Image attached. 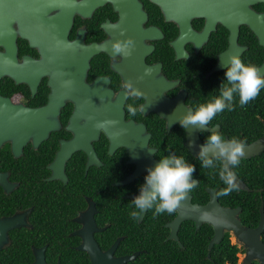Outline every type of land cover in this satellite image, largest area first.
Masks as SVG:
<instances>
[{
	"label": "flooded vegetation",
	"instance_id": "flooded-vegetation-1",
	"mask_svg": "<svg viewBox=\"0 0 264 264\" xmlns=\"http://www.w3.org/2000/svg\"><path fill=\"white\" fill-rule=\"evenodd\" d=\"M263 5L264 2H259L254 4L253 8L264 13ZM167 10L172 11L171 8ZM170 15H173L172 12L167 14L155 0H106L94 9L91 17L76 14L69 33L70 40H75L79 30H83L86 44L104 43L111 38L106 24L108 27L117 25L113 27L115 33H112L122 39L123 33L128 30V27L123 25L124 19H129L132 25L128 31L131 33L123 38L137 43L133 49L134 59H125L123 54L112 56L104 51L93 55L88 70V83H93L97 78H106L109 88L113 91V99H116L121 95L126 96L123 85L131 81L143 95L138 99L126 97L125 110L129 103L136 106L147 103L142 87H148L144 83H148L146 77L152 73L175 81L176 84L164 94L174 98L185 92L184 102L193 110L201 104L212 102L220 95L221 84L227 83L226 68L220 71L213 69L218 63L219 55L230 45L231 30L218 22L216 29L211 32L207 41L199 46V50L198 39L196 42L186 40L184 49L188 57L177 58L172 42L181 34V27L178 21L168 18ZM134 16H138V25L132 22ZM206 21L205 17L193 18L192 27L200 33L205 28ZM148 31L151 32L147 33ZM123 41L125 42L124 39ZM238 43L247 47L240 58L255 44L262 46L255 33L245 24L240 26ZM17 44L19 62H23L26 55L40 58L38 48L32 47L29 40L18 36ZM206 46H211V50L215 51L208 59L204 54ZM190 60L194 62L196 76L191 73L189 77H185L188 72H185L184 65ZM263 63L264 59L255 66ZM155 66L157 70L152 69ZM202 73L204 79L201 81ZM26 77L27 75H22L20 80L8 75L0 77V179L3 181H0V222H6L8 225L5 228L7 241L0 249V263L113 264L117 259L135 256L122 264H196V231L208 223H203L197 228L195 219H187L174 229L173 225L181 214L180 209L172 214L165 212L154 215L153 208L140 212L137 218H132L130 212L135 210L132 199L139 194L147 172H143L130 183L118 184L132 175L137 165L130 162L131 156L124 146L110 153V140L104 131H101L98 140L93 141L100 165L88 167V155L83 150H76L64 164L66 181L53 176L52 165L63 143L74 137V132L68 128L76 105L72 100H67L61 107L60 128L50 132L48 138L42 142L37 143L36 138L31 135L23 142L22 132H8V127L18 126L19 129H26L36 126L37 123L31 118L21 123H13L14 117L9 120L8 105H4L5 101L6 104L10 101L12 105H21L30 111L42 108L50 101L52 87L49 77L44 76L38 82L33 77ZM201 87L204 88L203 91ZM208 88L211 89V94ZM234 109L237 107L234 106ZM126 119L146 127L147 133L151 135L149 147L155 149L156 160L159 161L165 156H182L175 151L170 153L172 146L168 139L163 138V144L159 143L156 134L158 129L165 130H161V134L175 131L176 135H184L183 144L190 152L185 145L186 129L181 128L179 122L170 126L168 120L154 110L147 113L138 112L135 117H130L126 110ZM221 120V114H217L210 122L209 128L218 127L225 139L237 138L248 144L264 135L263 133L255 140L247 142V129L234 128L229 124L232 121L223 125ZM209 135L210 131L200 132L204 143ZM192 156L189 162L196 167L194 179H197L199 184L189 193L190 203L206 205L212 199L209 190H215L216 195L224 184L209 180L213 186L207 184L205 192H202L201 176L197 170L198 157L193 154ZM254 157L256 156L241 160ZM95 169H98L100 174V184L96 188H90L82 177H86ZM110 172L115 180L108 184L112 180ZM238 176L240 177L239 174ZM72 178L76 180L72 181ZM79 182L82 183L81 186L75 185ZM232 199L231 194L227 197L217 196L221 206H240L242 213L243 206H233ZM183 208L184 206L181 209ZM210 227L213 233L207 245L208 258H211L213 247L221 243L215 244L209 250V243L215 234L213 226ZM227 233L231 243H234L233 234L228 230H225L223 239ZM92 242L95 245H91ZM235 244L241 248L239 253L244 256V246L237 241Z\"/></svg>",
	"mask_w": 264,
	"mask_h": 264
},
{
	"label": "water",
	"instance_id": "water-1",
	"mask_svg": "<svg viewBox=\"0 0 264 264\" xmlns=\"http://www.w3.org/2000/svg\"><path fill=\"white\" fill-rule=\"evenodd\" d=\"M105 1L0 0V47H2L0 49V77L8 75L20 80L19 77L27 75L26 78L33 77L38 82L42 77L48 76L49 84L52 87L49 103L33 111L21 107V105H12L10 101L7 104L6 101L4 102V105H8L9 120L12 116L14 117L13 123H21V121L30 120V118L37 123L36 126L26 129H19L18 126L8 127V132L10 133L12 130L16 133L22 132L23 142H26L30 135L36 138L37 143L38 141L42 142L48 138L50 132L60 128L59 114L66 101L72 100L76 104L68 127L74 132V137L72 140L63 143V147L52 165L53 176L64 181L67 179L64 164L76 150H83L88 155V167L101 164L93 146V141L99 139L101 131H104L110 140V153H113L116 148L124 146L131 156L130 162L137 165L134 173L118 184L132 182L143 172H147L148 168L154 167L159 162L154 158L155 149L149 147L151 135L147 133L146 127L126 119V96L121 95L113 99V91L109 88L106 78H97L91 84L87 81L90 60L93 55L104 51L114 56L113 44L124 42L123 39L129 40V38L123 37L131 33L128 31L132 25L130 20L124 19L123 25L127 26L128 30L123 33L122 39L113 34L115 33L113 27H117V25L108 27V24L105 27L110 32L111 38L104 43L86 44L83 30H79L75 40L69 38L75 15L81 14L84 17H91L94 9ZM155 1L163 7L167 14L172 12L173 15H170L169 19H174L180 24L181 34L172 42L177 58L188 57V53L184 49L186 40L196 42L198 39L200 45L198 44L197 50H199V46L207 41L211 32L216 29L218 22L231 30L230 45L219 55L218 63L213 71L226 68V66L221 65V59L227 60L231 54L240 57L247 49L238 43L240 26L243 24L249 26L257 36L259 43L264 47V13L253 8L254 4L264 2V0ZM167 8H171L172 11H168ZM134 17L132 22L138 25V16ZM196 17H205L207 20L205 28L200 33H197L192 27V19ZM18 36L29 40L32 47H37L40 58L26 55L23 57V62H19ZM136 45L137 43L132 41L128 49L130 55H124L125 59H134L133 49ZM257 67L264 70V63ZM152 69L157 70V66ZM146 79L148 83L144 84L148 87H142L147 99V103L143 105L145 113L151 110L157 111L172 126L179 122L188 108L192 109L184 102L185 92H181L174 98L164 94L176 84L175 81H169L164 76L155 75V73L149 74ZM12 109H14L13 113ZM102 122L109 123H104L103 127H97ZM212 129L218 130L219 128L214 127ZM200 132L199 129H186L185 145L194 156H197L199 147L204 144ZM245 146L246 156L244 158L262 154L264 152V135L254 142L245 144ZM235 174L239 188L250 190L236 172ZM0 181L3 183L1 179ZM209 191L212 194V199L206 205H191L190 196L188 197L184 202V208L180 209L181 214L173 225L174 229L187 219H195L197 228L203 223L212 225L215 234L209 243V250L221 242L225 230H228L233 234L236 241L246 249L241 264H253L255 261L258 264H264V241L262 240L264 202L260 207L261 219L259 224L256 227H251L243 223L240 217L242 211L240 206L235 208L223 207L217 200L215 190ZM6 227H8L6 222L1 221L0 249L7 241ZM91 245H95V243L92 242ZM134 257L117 259L113 264H122ZM94 261H96L95 257Z\"/></svg>",
	"mask_w": 264,
	"mask_h": 264
},
{
	"label": "clouds",
	"instance_id": "clouds-1",
	"mask_svg": "<svg viewBox=\"0 0 264 264\" xmlns=\"http://www.w3.org/2000/svg\"><path fill=\"white\" fill-rule=\"evenodd\" d=\"M131 44V39L115 42L112 46L113 53L128 56ZM221 65L226 66L227 83L221 84L220 95L212 102L199 105L195 110L188 108L179 119V124L183 129H199L201 132L211 129L205 143L199 147L197 156L205 169H214L217 162H222L219 178L226 187H223L216 195L227 197L239 188L233 169L246 156V146L244 141L237 138L225 139L218 130L209 128V125L217 114L225 109L233 110L237 94L240 107L254 101L261 88H264V70L253 64H246L236 54L229 55L227 60L221 59ZM123 87L126 89L125 94L128 98L138 99L143 95L131 81L126 82ZM126 110L130 117H135L138 112L144 111V106L129 103L126 105ZM104 123L109 122H102L97 127H103ZM195 173V165L187 162L183 156L172 155L160 158L154 167L148 168L139 194L132 199L135 210L130 212V216L137 218L140 212L153 208L154 215L177 212L184 206L189 193L198 187L199 181L194 179Z\"/></svg>",
	"mask_w": 264,
	"mask_h": 264
},
{
	"label": "trees",
	"instance_id": "trees-1",
	"mask_svg": "<svg viewBox=\"0 0 264 264\" xmlns=\"http://www.w3.org/2000/svg\"><path fill=\"white\" fill-rule=\"evenodd\" d=\"M210 47L211 46L205 47L206 50L204 54L206 59H208L215 52L214 50H211ZM252 52H254L253 55ZM241 59L246 64L256 65L264 59V49L262 46L255 44L246 54L242 56ZM193 64L194 62L191 60L185 62L184 70L185 72H188L185 77H189L191 73L196 76V68L193 67ZM192 70L193 72H191ZM216 75H218V73L215 74L214 77ZM202 79H204V73H202L201 81ZM192 88L196 90V88ZM203 90L204 88L201 87V91ZM208 92L211 94L210 88H208ZM234 106L237 107V109L233 108L232 111L225 110L223 113H219L222 117L220 122L223 123V125H227L230 121H232V123L229 124L234 128H239V130L241 128L245 130L247 129V142L260 137L264 133V88H261L258 97L254 101L244 107L239 106V96L236 95ZM161 130L165 131L164 129ZM161 130L158 129V133L155 132L158 134L159 143L163 144V138L168 139V143L172 146L169 150L170 153L171 151H175L176 153H179V155L181 154L186 161L189 162L193 156L183 144L184 135H176L175 131L170 134H161ZM197 160V170L200 172L201 176L200 190L202 192H205V186L207 184L213 186V184L208 182L209 180L216 184L217 182L223 183L219 178V170L222 166L221 162H217L214 169H205L201 166L200 160L198 158ZM97 170L98 169L91 170L86 177H82L87 181L90 188H96L100 184L98 179V175L100 174ZM110 171L113 170L110 169ZM234 171H236L240 177L244 179L250 190L238 188V190L233 191L231 193L233 198L232 205L237 206L241 204L243 206V212L240 217L243 223L251 227H256L260 221V207L262 202H264V153L252 159L241 160L240 164L234 168ZM110 176L112 180L109 181L108 184H111V182L115 180V178L112 177L111 172ZM75 178H72V181L76 180ZM81 184L82 183L79 182L75 185L81 186ZM224 187H226V185H224ZM212 233L213 230L208 224H203L201 228L196 231V264H238V254L241 252V248L237 244L231 243L229 233L226 234L220 244L213 247L211 258L207 257V245ZM262 240L264 241V233L262 234ZM255 264H258V262H255Z\"/></svg>",
	"mask_w": 264,
	"mask_h": 264
},
{
	"label": "rangeland",
	"instance_id": "rangeland-1",
	"mask_svg": "<svg viewBox=\"0 0 264 264\" xmlns=\"http://www.w3.org/2000/svg\"><path fill=\"white\" fill-rule=\"evenodd\" d=\"M232 241H233L234 243L236 242V239H235L234 236H233V238H232ZM238 256H239L238 264H241V261H242V259H243V254H242V253H239Z\"/></svg>",
	"mask_w": 264,
	"mask_h": 264
}]
</instances>
